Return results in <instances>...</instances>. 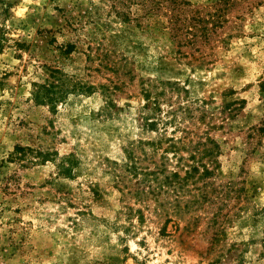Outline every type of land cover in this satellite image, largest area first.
<instances>
[{
    "label": "rangeland",
    "instance_id": "rangeland-1",
    "mask_svg": "<svg viewBox=\"0 0 264 264\" xmlns=\"http://www.w3.org/2000/svg\"><path fill=\"white\" fill-rule=\"evenodd\" d=\"M0 29V264H264V0H0ZM148 91L193 113L149 130Z\"/></svg>",
    "mask_w": 264,
    "mask_h": 264
},
{
    "label": "trees",
    "instance_id": "trees-1",
    "mask_svg": "<svg viewBox=\"0 0 264 264\" xmlns=\"http://www.w3.org/2000/svg\"><path fill=\"white\" fill-rule=\"evenodd\" d=\"M2 40H4V36L2 34V30L0 29V54H1V50H3V46H2ZM162 85H164L162 83ZM34 86V89H33V92H32V99L33 101L36 103V104H46V105H49L52 109H55L56 106H57V103L60 102L64 96H66L67 92L61 87H59L58 85H56L54 82L52 83H44V84H33ZM165 87L167 86V88H169V86H174L170 83H166L164 85ZM93 88L92 87H86V91L90 92ZM173 89H177L176 87H173ZM160 95H163V94H160V93H157L156 96H160ZM146 103L143 104L140 108L141 110H149L151 112V115L150 117H147V118H142V121L144 120L145 121V126L149 129V130H152V131H156L158 132L159 134L163 135L167 132V126L168 125H172L174 122H175V127H178V125H180L181 121H177V114L178 113H182L184 116L187 117V114L191 115L193 113V109L189 108V106L187 105L186 107H179L177 110H173L170 114H171V119L170 120H164L163 119V116H162V107L160 105V103L157 101V98L156 97H151V94L150 92L148 91L146 93ZM109 105H111L112 108L118 110L119 107L116 106L115 104H112L111 102L109 103ZM165 114H168V113H165ZM188 118H193V116H189ZM159 126L161 128H159ZM181 139L178 138V139H175V138H165L163 140L160 139L158 140L157 142H150L148 143L150 146H161L163 143H165L167 146H166V149L163 150V153H172L173 154V157L176 153V150H177V144L178 143H181ZM213 144V147L216 148L217 145L213 142H211ZM158 148V147H157ZM163 159H165L166 161H169V158L167 157H163ZM192 159L194 160V157H192ZM191 172L194 173V168L192 167L191 170H187L185 172L186 176H191ZM162 172H159V173H150L149 172V175H158V174H161ZM173 178H178V174L176 172H173Z\"/></svg>",
    "mask_w": 264,
    "mask_h": 264
}]
</instances>
